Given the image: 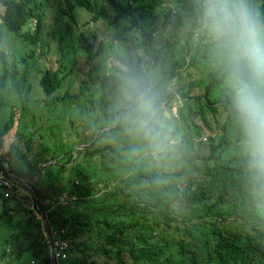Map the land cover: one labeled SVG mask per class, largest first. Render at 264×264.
<instances>
[{
    "label": "trees",
    "instance_id": "1",
    "mask_svg": "<svg viewBox=\"0 0 264 264\" xmlns=\"http://www.w3.org/2000/svg\"><path fill=\"white\" fill-rule=\"evenodd\" d=\"M47 1L0 0V95L8 91L29 96L33 78L52 97L48 104L66 102L70 96L93 104L97 98L95 93L84 97L86 86L81 87V95L56 94L63 86L69 85L66 77H70L72 82L75 79L67 71L64 34L52 36L51 47L58 50L59 66L46 68L40 77H30L38 68L35 57L26 55L33 57L32 62L26 56L16 60L2 47L3 30L38 44L45 24ZM144 1L146 3L142 0H110L115 11L113 23L118 25V22L128 19V29L143 27L136 15L137 10L155 8L163 0ZM75 6H82L106 19L111 18L106 6L93 0H75L67 12L70 26L76 25L78 20L73 10ZM158 11H164L161 13L163 17L171 16V8L158 7ZM33 21L36 22L35 29L31 27ZM81 34L85 38L81 44L86 52L85 63L93 64L91 71L85 74L92 76L100 71V64L94 59L93 45L87 34L83 31ZM37 49L36 46L31 48L28 54H35ZM21 64H24L23 68ZM106 84L103 82L102 86L104 97L109 96ZM215 85L220 88L213 96H209L206 90V99L196 96L191 97L197 100L195 102L186 100L188 111L183 115L188 121L193 119V112L198 109L207 123L205 113L210 106L217 107V103H227L226 110L230 116L229 99L221 81ZM87 115L103 125L100 115L95 117L90 111ZM109 121L113 123L114 119ZM14 122L12 115L0 128V169H4V161L12 159L10 151L3 149L4 135ZM227 131L225 129L219 141L211 138L210 155L197 154L205 168L204 173L198 176L191 174L189 163L177 157L162 164L146 158L134 161L125 153L126 147L112 148L99 141L106 137L121 142L118 126L99 136V140L93 143V146L98 144L97 148L88 150L84 156V160L88 162L91 158L90 164L96 165L93 158L100 153L101 168L76 164L71 168L75 169L74 174H64L67 171L65 163L73 160V148L62 145L58 155H63L64 163L57 168L51 181L43 179L34 184L35 193L21 184L23 189L30 191L32 198L21 195L18 187H14L9 197L0 191V264L1 261L6 264H53L49 236L36 211L44 215L48 233L54 239L60 234L56 232L63 228L67 231L64 236L71 240L70 255L60 264H264V209L261 206L264 200L251 194L241 149L236 163L227 162L235 157L230 156V152L239 150L237 133L235 141H230ZM191 133L194 134L192 130ZM200 134L199 128L195 135ZM185 148L192 149L188 136L180 144L181 150ZM182 158L189 159L187 156ZM211 161L215 162L214 167H211ZM34 168L38 169L37 166ZM101 169L104 172L100 174ZM17 173L33 175L25 171ZM73 175L79 183H75ZM63 192L76 194V202L68 206L53 204L54 198ZM31 204L36 207L31 208ZM171 221L184 226L191 239L176 238L182 227L175 224L174 228ZM237 222L244 228L236 227ZM9 229L13 232L4 236L3 232ZM32 259L36 262L32 263Z\"/></svg>",
    "mask_w": 264,
    "mask_h": 264
},
{
    "label": "clouds",
    "instance_id": "2",
    "mask_svg": "<svg viewBox=\"0 0 264 264\" xmlns=\"http://www.w3.org/2000/svg\"><path fill=\"white\" fill-rule=\"evenodd\" d=\"M93 1L106 6L111 18L106 19L95 12L87 11L82 6H75L73 10L78 19L77 23L82 20L79 18L76 8H82L86 11L83 21L86 24H94L99 21L105 22L108 29L113 33V39L111 45L106 47L105 42L99 40L97 32L87 33L89 42H92L93 45L94 59L100 64V71L94 72L92 76L87 74L93 80L90 86L86 82V87L85 85L78 86L77 91L72 93L71 88L76 85L75 79L72 82L70 77H66L69 85L63 86L56 92L59 96L81 95L80 89L85 87L84 97L95 93L97 98V101L93 104L72 96L68 97L66 102H60L65 106V109L62 108L64 112L72 114L78 112L81 117L80 120L87 123V129L90 132L86 133L83 130L84 134L89 137L86 142L72 141L67 144L68 147L73 148V160L65 163V166L66 164H71V166L66 167L67 171L64 174H74L75 169L71 168L76 164L84 166L83 162H85V167H88L87 163L91 161V158L88 162L84 160L87 151L92 150L93 147L97 148L98 144L93 146V143L99 140V136L102 137L104 133L109 132L116 126L121 131V142H114L111 138L106 137H102L105 142L103 140L99 141L112 148L126 147L128 150L125 153L134 161L146 158L153 163L162 164L177 157L178 160H184L190 165L192 161L182 158L187 156L186 152L190 153L187 157L192 160L197 157V154L202 156L199 148L207 145L210 155L212 153L211 138L219 141L221 135L225 133V129L230 130L234 127L239 143L238 152L241 149L245 157V175L251 194L264 200V0H163L161 5L155 8L147 7L137 10L136 15L143 27L131 29L127 28L130 25L128 19H123L118 22V25L113 23L112 15L115 11L110 0ZM142 1L146 3L144 0ZM181 1L184 3L194 2L195 7V11L192 10V20L187 25L189 27L188 39L195 38V35L198 39H201L194 52L187 45L182 61H171V56L167 52L166 56L170 61V67H167L160 62L162 55L158 47L170 46L168 37L174 28V17L180 18L176 13L178 4ZM158 7L171 8V16L169 18L163 17L161 13L164 11H158ZM131 31L139 32L144 40L141 43L133 41L129 37ZM122 46L127 50L126 52L119 55L115 50L114 53L108 54L112 47L117 49ZM139 48H144L150 57L144 59L140 56L138 53ZM82 50L84 51V48ZM104 51L107 52L106 64L99 61V57ZM54 52L56 54L58 50L54 49ZM84 54L86 57L85 51ZM91 65L93 68V64ZM86 66L89 65L86 64ZM91 69L87 72H90ZM182 75L187 78L186 85L176 89V93L170 95L166 93L165 87L168 84L176 86L183 79V77H179ZM186 75H189V77H186ZM200 75L202 76L200 77ZM200 78L209 80L213 84L221 81V87L229 99L230 106V116L226 110L227 103H217V107L210 106L205 113L207 123L204 121V129L199 124H195L198 114L203 118L198 109L194 110L193 119L189 121L183 115L188 111L186 100L195 102L197 100L191 97L196 96H202L203 99H206L207 89L199 88L197 84ZM103 82H107L108 97L102 95ZM194 88L202 89L204 93L192 95ZM40 89L41 92L45 93L41 87ZM31 93L36 94V92ZM45 95L47 94L45 93ZM177 95L183 103L180 114L173 110L179 102ZM3 96L0 97V115L3 105L1 98ZM47 96L45 105L54 106L55 104H48L52 97ZM57 104L55 110L58 108ZM96 104H100L101 107L97 114ZM88 111L93 113L95 117L100 115L103 125L100 126L96 123L95 118H89ZM11 112L9 118L0 126V128H3L10 117L14 115V125L4 135V144L8 138L13 140L9 147L19 140L20 127H18V124L21 126L22 118L21 109L16 104L12 107ZM111 118L114 119L113 123L109 121ZM43 120L41 119V125ZM199 128L201 134L195 135L196 130ZM191 130L194 134L191 133ZM93 134H95L94 138ZM186 136L192 141V149L185 148L181 150L180 144L185 141ZM91 138L93 139L92 142L88 143ZM50 139H53V141L51 142ZM64 144L59 143L56 145L54 138L49 137L50 147L47 146V150L52 151V147H55L56 154L54 153L50 157L47 152L45 159L41 157L37 163L32 162L29 169L23 170L26 173L33 174L31 176L19 175L13 169L11 161H4V169H0V180L2 176L11 185L0 184V191H4L5 197H9L14 187H18L21 195L32 198L30 191L26 188L23 189L21 184L35 193L34 184L43 179L45 180V174L48 175L46 181H48V178L53 179L56 172L53 171V166L49 167L48 165H53V161H56L58 165H55L56 169L54 170H57L64 163L63 155H58V149H61ZM27 147L29 148L28 145ZM3 150L7 152L6 145ZM76 153H83L81 162L75 163ZM34 166H37L38 169L35 170ZM96 166L99 167L97 164ZM101 167L102 163L99 168ZM9 169L16 173L18 178L27 179V183L16 181ZM75 183H79V180L76 179ZM76 200V194L63 192L54 198L53 204L68 206L73 205ZM34 206L36 207L35 204H31L30 207L34 208ZM36 213L42 219L46 234L49 236L50 254L52 257L53 250L56 259L53 264H60L62 260L67 259L70 255L71 240L64 236L67 231L63 228L60 232H56L60 234L59 237L57 236L58 238L54 239L48 233V223L44 215L38 211ZM11 232L13 230L9 229L5 230L3 234L7 236ZM58 241H66L68 244L64 250L65 257L58 255ZM31 262L35 263L36 259H32ZM1 264L6 263L1 261Z\"/></svg>",
    "mask_w": 264,
    "mask_h": 264
},
{
    "label": "rangeland",
    "instance_id": "3",
    "mask_svg": "<svg viewBox=\"0 0 264 264\" xmlns=\"http://www.w3.org/2000/svg\"><path fill=\"white\" fill-rule=\"evenodd\" d=\"M51 1V3H50ZM48 0L47 6H46V19H45V27L42 31V34L40 35V39L37 45L32 44L30 41L17 36L15 34H12L8 30H3L5 33V37L2 40V47L10 54V56L14 57L16 60L17 58H23L26 55H32L37 59V66L35 73L33 76L30 77H40L46 68H53L56 69L59 66V60L56 58V54L54 52V49L51 47L52 43V36H59L64 34L65 35V42L63 48L68 53V59L66 62L67 71L71 72L73 77L75 78V84L72 86L71 91L74 93V91H77L78 86L85 85L86 82L87 85L90 86L93 82L92 77L85 74V72L89 71L92 68V65L86 66L85 64V54L82 50L81 44H83L85 38L80 33V31H84L86 34L90 33L91 31H95L99 34V40H102L105 42L106 47L111 45V41L113 39V33L110 29H108L107 25L103 21H99L98 23H92V24H86L83 21V18L86 15V11L82 8H76V12L79 16V18L82 20L77 25L70 26V17L67 12H70V8L73 6V3L75 0ZM171 1V0H170ZM192 10L195 11L194 2L192 3H184L181 1L178 4V9L176 15H179L180 18L178 19L176 16L174 17V28L172 32L170 33L168 40L170 42V46L163 47L159 46L158 48L161 50V63L164 64L167 67H170V61L167 59V52L171 56V61H182L184 54L186 53L187 45H189L193 52L198 46L200 39L197 38L195 35V38L189 37V27L187 26L188 23L192 20ZM31 27L35 29L36 22L33 21L31 23ZM31 29V30H34ZM29 31V30H28ZM26 31V32H28ZM129 37L135 41L136 43H141L144 38L142 35L137 31H131L129 33ZM38 47L37 52L28 54L31 48ZM115 50H117V53L120 55L127 50L122 46L116 49V47H112L108 54L114 53ZM138 53L140 56H142L144 59H148L150 55L146 52L144 48H139ZM29 60V62L34 61L33 57L26 56ZM99 61L101 63L106 64L107 62V52L104 51L102 55L99 57ZM21 68L24 67V64L20 65ZM32 66V64H31ZM2 69V63L0 61V70ZM63 71H66L63 69ZM202 75H200L201 77ZM183 77L180 83H177L175 85L168 84L165 89L166 93H176V89H179L181 87H184L187 83V78ZM199 85V88L207 89L208 95L213 96L215 92L220 88L213 84L209 80H205L203 78H200V81L197 82ZM31 92H36V94L31 93L29 96L26 94H16L14 92H8L6 93L3 98H1V101L3 102L2 109H1V115H0V126L4 124V122L9 118L10 112L12 107L16 104V106L20 107L22 112V118H21V126L18 124V127H20L19 131V140H17L11 147L9 145L12 144L13 140L6 141L5 145L7 149L10 151V154L12 155L11 163L13 166V169L16 172H20L26 169H29L32 166V162L37 163L41 157L45 159V156L48 152V156H52V154H56V148L52 147V151L47 150V146H49V137H53L55 140L56 145L57 144H68L69 142L76 141V142H86V140L89 138L84 133L89 132L87 129V123L84 122V120H80L81 117L79 116L78 112L75 114L64 112L62 110L65 109L64 104L58 103V108L55 110V106L45 105V98L47 99L48 96L45 95V93L42 91L39 87L38 81H35L33 78H31ZM194 88L192 90V95L195 94H203L204 90ZM179 98V96L177 95ZM44 100V102H43ZM181 98H179V102H177L176 107H174V112H177L178 114L181 113ZM96 114L97 111L101 110L100 104H96ZM95 105V106H96ZM50 107V108H46ZM82 107V105H81ZM54 111L55 113H53ZM176 114V113H174ZM41 119H44L42 121L41 125ZM175 122L176 118L174 116ZM73 121V123H72ZM66 122V123H65ZM223 122V119H222ZM195 124H199L201 128L204 129V120L203 118L198 114L197 118L195 119ZM85 132H84V131ZM235 133L234 127L230 128V130L227 131L226 136L231 141H235ZM95 137V134H93V138ZM10 140V142H9ZM92 138L90 140L92 142ZM52 142L53 139H50ZM29 148L27 147V145ZM209 145V143H207ZM31 145V146H30ZM53 145V144H52ZM50 147V146H49ZM199 152L202 153V156L205 154H209V148L207 145H203L199 148ZM44 155V156H43ZM186 155L189 156L190 153L186 152ZM241 153L236 151H231L230 156H235L233 159L227 160V162L230 163H236L238 156H240ZM83 157V153H76V162H81ZM101 154L97 153L94 155L93 161L95 164L99 165L100 167V158ZM84 161V160H83ZM188 161L191 162V174L193 176H198L202 173H204V166L199 161L197 157H194L192 160L188 159ZM53 165L49 164L48 166H53V171L56 172V161H53ZM85 166V162H83ZM215 162L211 161V167H214ZM71 164H66V167H70ZM87 166L89 168H95L98 169L99 167L90 164V162L87 163ZM104 172V169H101L100 174ZM57 173V172H56ZM68 174V173H67ZM73 177H75L73 175ZM105 177V176H104ZM76 178V177H75ZM77 179V178H76ZM47 180V174H45V181ZM51 179L48 178V181ZM104 187V185H103ZM258 206L261 205V203L257 204ZM264 209V204L261 205ZM264 212V211H263ZM198 221L195 220V222ZM174 228L176 225H181L178 222L173 223ZM209 224V223H208ZM236 227L244 228L243 225L240 223H236ZM253 224H251L252 226ZM182 231H179L176 234V238H182L189 240L191 237L188 235L187 231L184 230V226H182ZM172 228L171 230H174ZM264 230V226H263ZM168 233V231H164ZM175 232V230H174ZM62 263V262H61Z\"/></svg>",
    "mask_w": 264,
    "mask_h": 264
},
{
    "label": "built area",
    "instance_id": "4",
    "mask_svg": "<svg viewBox=\"0 0 264 264\" xmlns=\"http://www.w3.org/2000/svg\"><path fill=\"white\" fill-rule=\"evenodd\" d=\"M0 184H5V185H11L10 182L7 180V179H4L2 176H1V180H0ZM57 245L59 246V252H58V255L59 256H66L64 250L67 248L68 244L66 241H58L57 242Z\"/></svg>",
    "mask_w": 264,
    "mask_h": 264
},
{
    "label": "water",
    "instance_id": "5",
    "mask_svg": "<svg viewBox=\"0 0 264 264\" xmlns=\"http://www.w3.org/2000/svg\"><path fill=\"white\" fill-rule=\"evenodd\" d=\"M46 166V165H45ZM9 171L11 172L13 178H15L16 181H21V182H24V183H27V179H21V178H18L17 174L16 173H13L11 169H9ZM52 259H53V262L56 261L55 259V255H54V251L52 250Z\"/></svg>",
    "mask_w": 264,
    "mask_h": 264
}]
</instances>
